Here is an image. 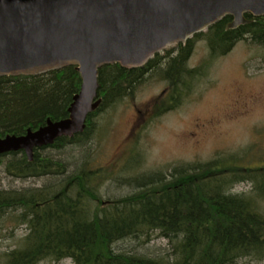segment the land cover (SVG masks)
Wrapping results in <instances>:
<instances>
[{"label":"trees","instance_id":"16d2710c","mask_svg":"<svg viewBox=\"0 0 264 264\" xmlns=\"http://www.w3.org/2000/svg\"><path fill=\"white\" fill-rule=\"evenodd\" d=\"M246 18L254 19L250 15ZM231 20L226 17L185 45L165 51L167 61L161 77L169 90L146 109L151 110L152 119L177 109L191 91L192 82L202 75L203 68L188 66L197 40L206 38L213 60L228 54L245 38L264 46V17L227 31ZM161 60L157 54L143 69L129 70L119 64L102 67L98 83L103 104L88 117L83 134L35 149L32 162L23 151L0 157V164L11 157L5 169L16 179L63 177L58 184L41 189L0 191V230L10 222L26 226L28 231L13 250L0 253V264L67 259L73 264H236L242 258L264 260V166L239 168L218 159L180 166L169 179L154 174L141 182L136 180L134 193L105 201L100 191L112 178L106 171L84 163L68 176V166L62 161L43 157L44 149H63L88 141L94 132L93 117L133 96L146 75L160 67ZM81 84L75 67L35 77H0V138L36 131L48 119H66ZM244 181L254 184L252 194L231 193ZM154 233L172 244L173 260L113 249L127 239L150 238Z\"/></svg>","mask_w":264,"mask_h":264},{"label":"rangeland","instance_id":"374dc122","mask_svg":"<svg viewBox=\"0 0 264 264\" xmlns=\"http://www.w3.org/2000/svg\"><path fill=\"white\" fill-rule=\"evenodd\" d=\"M176 53H172L174 56ZM138 85L135 94L103 108L93 117L88 141L63 149L47 148L51 157L68 166V176L84 163L102 169L112 178L100 191L103 200L134 193L136 182L154 174L167 179L175 168L214 159L226 166H264V46L249 38L239 41L225 56L213 60L206 38L195 42L189 68H203L179 107L158 117L147 112L153 101L169 90L163 80L167 57ZM0 164V191L18 192L58 184L63 177L16 179ZM67 177V176H66ZM64 177V178H66ZM254 184H236L231 193L252 194ZM264 205V203L262 202ZM0 230V253L13 250L27 234L26 226L7 222ZM16 226V227H15ZM116 252L174 259L172 244L154 233L150 238L127 239L113 246ZM40 264H73L44 261ZM236 264H264L244 258Z\"/></svg>","mask_w":264,"mask_h":264},{"label":"water","instance_id":"95a60500","mask_svg":"<svg viewBox=\"0 0 264 264\" xmlns=\"http://www.w3.org/2000/svg\"><path fill=\"white\" fill-rule=\"evenodd\" d=\"M264 17V0H0V77H35L75 67L82 84L66 119L0 138V157L83 134L102 105L99 70L142 69L158 53L231 17L227 30Z\"/></svg>","mask_w":264,"mask_h":264},{"label":"bare ground","instance_id":"6f19581e","mask_svg":"<svg viewBox=\"0 0 264 264\" xmlns=\"http://www.w3.org/2000/svg\"><path fill=\"white\" fill-rule=\"evenodd\" d=\"M242 259H244V258H242ZM241 260V259H240ZM239 261V260H238ZM259 261V260H258ZM237 263V262H236Z\"/></svg>","mask_w":264,"mask_h":264},{"label":"flooded vegetation","instance_id":"af4514ba","mask_svg":"<svg viewBox=\"0 0 264 264\" xmlns=\"http://www.w3.org/2000/svg\"><path fill=\"white\" fill-rule=\"evenodd\" d=\"M164 95V94H163Z\"/></svg>","mask_w":264,"mask_h":264}]
</instances>
